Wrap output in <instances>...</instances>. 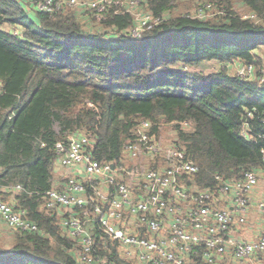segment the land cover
Segmentation results:
<instances>
[{"label":"trees","instance_id":"trees-1","mask_svg":"<svg viewBox=\"0 0 264 264\" xmlns=\"http://www.w3.org/2000/svg\"><path fill=\"white\" fill-rule=\"evenodd\" d=\"M204 1L223 13L198 19L175 12L182 0H142L160 22L136 39L126 35L132 15L114 5L97 22L71 8L0 0V200L38 227L13 232L0 264H80L44 206L54 146L70 134L92 133L93 157L113 162L142 121L157 136L169 124V144L197 166L199 188L246 171L264 180V0ZM236 62L253 64L255 77L231 72ZM97 240L111 248L98 251L109 263L135 264Z\"/></svg>","mask_w":264,"mask_h":264},{"label":"built area","instance_id":"built-area-1","mask_svg":"<svg viewBox=\"0 0 264 264\" xmlns=\"http://www.w3.org/2000/svg\"><path fill=\"white\" fill-rule=\"evenodd\" d=\"M35 11L52 13L71 8L104 21L110 5L127 12L133 26L126 32L141 38L160 19L142 0H30ZM215 11L205 3L192 17L212 18ZM242 18L254 19L252 14ZM108 33H112L109 31ZM243 79L255 77L253 64H233ZM264 82V71L259 76ZM142 121L134 138L123 146L121 158L100 162L92 155V133L70 134L55 144V160L72 173L60 189L52 188L45 207L62 211L59 225L74 243L73 255L80 264H112L100 257L98 235L108 238L120 257L135 264H258L263 261L264 233L256 239L238 238L248 223L253 193L260 181L253 171L238 178L218 181L215 189H201L192 181L197 166L181 149L165 144ZM243 137H247L244 131ZM16 190L20 186L15 187ZM264 214V196L255 201ZM0 220L12 232H36L23 210L0 200ZM101 246V247H100Z\"/></svg>","mask_w":264,"mask_h":264},{"label":"crops","instance_id":"crops-1","mask_svg":"<svg viewBox=\"0 0 264 264\" xmlns=\"http://www.w3.org/2000/svg\"><path fill=\"white\" fill-rule=\"evenodd\" d=\"M72 173V171L68 168L62 167L59 162L55 160L53 165V188L60 189L65 184L66 178ZM264 181V180H263ZM259 185L256 187L254 193H253V203L251 204L250 211H249V218L248 223L246 226H244L242 229L238 230L236 232V236L238 238H244L248 240H254L256 239L260 234L264 233V214L258 213L255 206V201L260 198V195L264 196V190L261 191ZM261 191V192H260ZM56 215L58 216V221L60 222V219L62 217V211H59L58 209L54 210ZM4 222L0 220V230L4 226ZM3 229V228H2ZM7 229L9 230V239L11 242L12 239V230L9 229L7 226ZM261 264L259 261L258 264Z\"/></svg>","mask_w":264,"mask_h":264},{"label":"rangeland","instance_id":"rangeland-1","mask_svg":"<svg viewBox=\"0 0 264 264\" xmlns=\"http://www.w3.org/2000/svg\"><path fill=\"white\" fill-rule=\"evenodd\" d=\"M207 3V1L204 0H182L178 5V8L175 10L177 14L181 13L183 14H189L191 16L195 15V11L202 6L203 4ZM238 12L242 15H246V12H243L241 8H238ZM233 64H229L230 71L235 73V70L233 68ZM261 71H264V65L261 68ZM159 138L161 141H163L165 144L169 143L172 138V131L169 124H163L160 129ZM261 191L264 190V181L261 179L258 183ZM260 191V192H261ZM261 196V195H260ZM3 228V229H2ZM0 230V246L7 247L10 244L9 239V230L7 229V225L4 224V226Z\"/></svg>","mask_w":264,"mask_h":264}]
</instances>
